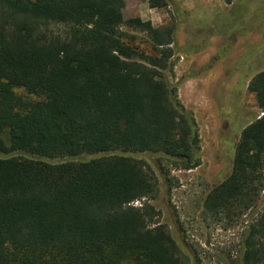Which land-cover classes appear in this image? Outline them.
<instances>
[{
	"label": "trees",
	"instance_id": "16d2710c",
	"mask_svg": "<svg viewBox=\"0 0 264 264\" xmlns=\"http://www.w3.org/2000/svg\"><path fill=\"white\" fill-rule=\"evenodd\" d=\"M124 1L0 0V264L188 263L152 225L155 207L133 206L160 196L170 168L200 166L197 124L170 80L175 30L125 21ZM247 90L263 115L203 203L229 221L264 191V71ZM242 250L240 264H264V209Z\"/></svg>",
	"mask_w": 264,
	"mask_h": 264
},
{
	"label": "rangeland",
	"instance_id": "374dc122",
	"mask_svg": "<svg viewBox=\"0 0 264 264\" xmlns=\"http://www.w3.org/2000/svg\"><path fill=\"white\" fill-rule=\"evenodd\" d=\"M164 1L163 9H151L142 0L124 1L120 9L125 21L140 18L154 28H174L170 80L197 124L200 166L188 172L170 168L160 196L133 206L155 207L152 225L167 228L187 264H240L244 232L264 209V191L255 209L231 221L205 213L203 203L229 176L242 130L263 115L247 87L264 71V0H232L231 6L224 0ZM136 38L149 47L145 35Z\"/></svg>",
	"mask_w": 264,
	"mask_h": 264
},
{
	"label": "flooded vegetation",
	"instance_id": "af4514ba",
	"mask_svg": "<svg viewBox=\"0 0 264 264\" xmlns=\"http://www.w3.org/2000/svg\"><path fill=\"white\" fill-rule=\"evenodd\" d=\"M237 1H238V0H237ZM214 63H215V62H214ZM214 63H211V66L208 67V70H209L210 68H212V66H213Z\"/></svg>",
	"mask_w": 264,
	"mask_h": 264
}]
</instances>
